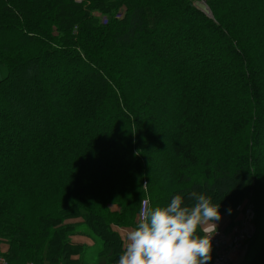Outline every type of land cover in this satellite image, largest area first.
<instances>
[{"label":"trees","instance_id":"obj_1","mask_svg":"<svg viewBox=\"0 0 264 264\" xmlns=\"http://www.w3.org/2000/svg\"><path fill=\"white\" fill-rule=\"evenodd\" d=\"M209 6L216 21L192 0H0L7 264H117L141 200L191 191L239 221L251 204L240 264H264V0Z\"/></svg>","mask_w":264,"mask_h":264},{"label":"clouds","instance_id":"obj_2","mask_svg":"<svg viewBox=\"0 0 264 264\" xmlns=\"http://www.w3.org/2000/svg\"><path fill=\"white\" fill-rule=\"evenodd\" d=\"M187 201L183 194L165 206L141 200L134 226L123 232L117 264H211L221 204L196 191L188 193ZM226 211L234 213L232 207Z\"/></svg>","mask_w":264,"mask_h":264},{"label":"built area","instance_id":"obj_3","mask_svg":"<svg viewBox=\"0 0 264 264\" xmlns=\"http://www.w3.org/2000/svg\"><path fill=\"white\" fill-rule=\"evenodd\" d=\"M77 4H81L84 0H73ZM193 5L197 2L207 5L210 9L209 2L211 0H192ZM211 11V10H210ZM206 15V14H205ZM212 17V13L206 15ZM149 200L148 198H145ZM143 199V200H145ZM255 212L253 206L248 204L242 213V219L233 234L228 235L218 228V234L213 239V253L215 255L213 264H232L233 259L240 253H247L251 241L255 238L257 227L255 225ZM2 264H7L5 259L1 260ZM26 264H35L33 262Z\"/></svg>","mask_w":264,"mask_h":264},{"label":"rangeland","instance_id":"obj_4","mask_svg":"<svg viewBox=\"0 0 264 264\" xmlns=\"http://www.w3.org/2000/svg\"><path fill=\"white\" fill-rule=\"evenodd\" d=\"M77 4V3H76ZM211 10V9H210ZM127 13V8L125 7V6H122L119 10H118V12H117V14L115 15V19H117V20H121V19H123V17L125 16V14ZM211 13H212V11H211ZM94 15H96V16H98V17H100L101 18V23L102 24H104V25H106V24H108L109 23V17L108 16H105V15H103V14H101V13H96V14H94ZM212 17H213V20H215V17H214V15H212ZM216 21V20H215ZM194 26V25H193ZM195 27V26H194ZM183 29V31L185 32V30H184V27H182ZM163 31V30H162ZM197 32H199L198 34H197ZM204 31H202V30H196V35H194L193 33H191L193 36H194V40H199V41H203L204 40V38H202L203 37V35H204ZM161 37H163V34H161L160 35ZM185 37H186V34L184 35ZM201 38V39H200ZM203 39V40H202ZM209 37H208V44H209ZM193 43V42H192ZM204 43H205V45L207 46V44H206V42H205V40H204ZM164 46H165V44H164ZM203 47V50H202V54H204V52H205V54H206V56H209V57H212V55H213V57H215V58H222L221 60H215L214 61V64L215 63H217L218 65H222V62L224 63H226V56H224V51L222 50V48H220L221 50H222V52H218V54L216 55V53H212V51L210 50V47ZM192 47H190V49H191ZM213 48V50L214 49H217V47H212ZM261 54H263V52H261ZM260 54V55H261ZM193 57L194 58H196V56L193 54ZM208 58V57H207ZM184 61V60H183ZM217 61V62H216ZM186 64H187V62H185ZM55 76H57V74L55 73ZM25 79H26V77H24ZM59 78V77H58ZM261 79H263L264 80V76H262L261 75ZM27 112L28 113H32L33 111H31L30 109H27ZM168 146H165V148H164V150H166V151H168ZM160 152V151H159ZM165 152V151H164ZM163 152V153H164ZM162 153V154H163ZM155 158H158V156H154ZM236 209H234V211H235ZM237 211V210H236ZM235 211V212H236ZM235 212L233 213V215H235ZM239 213V212H238ZM233 215H231L230 217H234ZM235 218H233V220H234ZM239 219V218H238ZM241 219H242V215H241V217H240V221H241ZM240 221H238V222H240ZM238 227V226H237ZM6 252H7V246H5L4 244H2L1 243V239H0V264H2V262H1V260L2 259H4V254H6ZM60 264H63V263H60Z\"/></svg>","mask_w":264,"mask_h":264},{"label":"crops","instance_id":"obj_5","mask_svg":"<svg viewBox=\"0 0 264 264\" xmlns=\"http://www.w3.org/2000/svg\"><path fill=\"white\" fill-rule=\"evenodd\" d=\"M239 219L231 218L228 214H222V220L217 222L218 223V228L223 230L226 234L231 235L234 233V231L237 229V226L239 225L240 222H238ZM126 228L118 230V232L123 236V232ZM74 243L75 244H81V245H86L89 248H92L94 246V242L83 236H78L74 238ZM247 256V253L243 252L235 256L233 259L232 264H240L245 257ZM74 261H78L80 259L79 256H73L72 258ZM87 264H97V258L90 257L89 262Z\"/></svg>","mask_w":264,"mask_h":264},{"label":"water","instance_id":"obj_6","mask_svg":"<svg viewBox=\"0 0 264 264\" xmlns=\"http://www.w3.org/2000/svg\"><path fill=\"white\" fill-rule=\"evenodd\" d=\"M195 7H196L197 9H199L200 11H202L203 13H205L206 15L211 14L210 9L207 7V5H205V4H203V3L197 2V3L195 4Z\"/></svg>","mask_w":264,"mask_h":264}]
</instances>
